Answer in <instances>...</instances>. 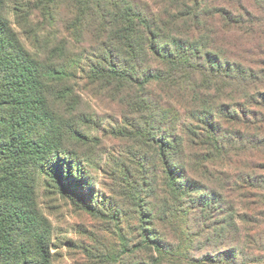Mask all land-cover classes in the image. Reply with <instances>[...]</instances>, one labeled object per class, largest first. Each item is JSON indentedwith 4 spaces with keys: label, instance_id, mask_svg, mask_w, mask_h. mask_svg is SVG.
Here are the masks:
<instances>
[{
    "label": "trees",
    "instance_id": "obj_1",
    "mask_svg": "<svg viewBox=\"0 0 264 264\" xmlns=\"http://www.w3.org/2000/svg\"><path fill=\"white\" fill-rule=\"evenodd\" d=\"M79 81L149 153L114 204L88 188ZM45 189L134 217L131 264H264V0H0V264H54Z\"/></svg>",
    "mask_w": 264,
    "mask_h": 264
},
{
    "label": "rangeland",
    "instance_id": "obj_2",
    "mask_svg": "<svg viewBox=\"0 0 264 264\" xmlns=\"http://www.w3.org/2000/svg\"><path fill=\"white\" fill-rule=\"evenodd\" d=\"M62 11L68 16L65 8ZM77 93L81 95L80 110L92 117V129L87 130L89 141L80 148L90 161L86 166L88 188L93 201L106 199L114 204L124 188L119 170L128 168L134 171L132 162L135 157L138 161L144 157L147 159L149 153L130 139L112 133L113 129L125 126L123 116L127 111L120 104L84 81H79ZM39 204L54 227V264H131L135 261V257L126 254V249L136 238L134 217L128 215L127 223L117 225L118 230L112 222L78 210L70 200L52 189L41 190ZM175 224V233L185 249L191 238L185 229V219L181 217ZM171 240L178 243L176 238ZM143 256L139 253L137 259Z\"/></svg>",
    "mask_w": 264,
    "mask_h": 264
}]
</instances>
